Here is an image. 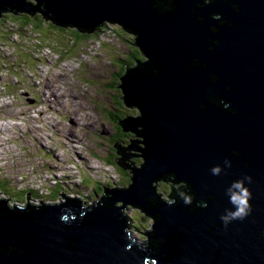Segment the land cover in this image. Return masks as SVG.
<instances>
[{"label":"water","instance_id":"water-1","mask_svg":"<svg viewBox=\"0 0 264 264\" xmlns=\"http://www.w3.org/2000/svg\"><path fill=\"white\" fill-rule=\"evenodd\" d=\"M8 9L82 34L119 24L147 61L122 78L140 111L121 121L139 138L118 146L129 186L91 207L0 198V264H264V0H0V16ZM127 151L140 152V167L124 164ZM224 158L229 175L211 176ZM242 175L252 177V213L225 228L224 191ZM169 176L188 186L191 211L156 194ZM128 206L153 219L147 243L128 232ZM126 235L137 242L127 251Z\"/></svg>","mask_w":264,"mask_h":264},{"label":"rangeland","instance_id":"rangeland-1","mask_svg":"<svg viewBox=\"0 0 264 264\" xmlns=\"http://www.w3.org/2000/svg\"><path fill=\"white\" fill-rule=\"evenodd\" d=\"M6 12L7 10L4 11V13ZM1 17L2 15L0 18ZM0 22L9 30L16 27L14 24H8L3 21ZM48 23L52 24L50 21ZM102 29L103 31L99 32L96 36L90 34L91 37L78 46L80 48L78 53L81 58L80 63L83 64L81 67L79 64L77 69L78 71L75 75L76 82H72V79L70 80L73 74L70 73V71L73 70V65L69 62L56 64L55 70H58V72L60 70L61 73L65 74L63 79L59 80L60 77L52 80L43 78V85H45L50 92L57 93L55 96L56 106L55 104L49 105V103L48 105L52 107L54 113L57 112L58 114L60 123L58 124L57 131H59L60 135L63 137L59 138L54 136L58 142L57 145H54L53 143L47 144L50 139L49 135L48 137H43L35 132L32 136H24L23 140L30 137L28 138V142L31 143L33 138L34 147L30 143L32 148H39V150H36V153L31 154V156L36 160H40L41 155L45 160H41V165L29 162V171L26 173L19 168L24 163V158L22 155H18L12 160L11 167L3 171V176L0 177V180L4 178L9 179L10 186L19 187V189L22 190L24 187L19 185L21 184L20 176H16L15 172L25 173L24 180H26L25 185H27V191L32 192L35 196H39V193L35 191V188L38 187H44L48 195H51L55 191L59 192L62 188H67L66 191L60 194L65 193L67 196L71 194V196L77 199H84L85 202L90 201V204L93 203L96 196L103 197V195L107 193L106 190L111 189V187L128 185V176H131V172L128 171L131 170L125 171L118 168L115 164L113 166L107 161L110 159L107 156H112V146H117L118 144L113 141L116 126L110 117L116 116L124 119L126 113L135 115L136 113L139 114V112L131 110V108L125 104L117 103L115 95L120 89L118 86L115 88V85L112 87L110 85L113 78L116 77L113 75L121 71L120 65L117 64L116 61L118 59H120L118 61H126V56L130 57L132 51L137 46L133 40L135 35L125 31L119 24H108L105 29ZM74 30L75 29L71 28L68 29V35H71L70 33H73ZM59 32L61 33V31H58V33ZM66 37L70 39L72 36L66 35ZM39 38L42 39L41 36ZM69 39L63 37L66 46ZM8 48H10L9 45ZM6 50H8L6 45H0V51ZM75 50L77 51V48ZM17 59L16 62L19 61V64H21L19 66L22 70L24 68L23 59L18 56ZM38 68L42 71L43 65H39ZM63 68L64 70L62 71ZM28 74L27 72V75ZM110 75L112 76L110 77ZM48 76L54 77V74L49 72ZM57 81L63 88L62 96H60L61 98L59 97V95H61L59 93L61 89L59 85L56 84ZM7 82L8 80L6 78H0V95L6 93L2 92L3 88L1 86ZM37 93L40 94V92ZM24 96H26L25 93L22 96H18L20 98L18 101L11 100V104H8L11 111L19 113L15 122L11 123L7 119H1L3 116H0V157H3L2 154H7L8 149L12 146L8 140L14 137V132L17 131L15 127L23 123L25 124V122L29 120V117L37 115V110L40 114L41 112L43 113L44 118L47 113L52 112L51 109H46L45 103L42 100V109L29 107L33 105L34 102L30 101L29 104L24 99ZM2 105H4V103L0 99V106ZM53 112L51 114L52 116H54ZM3 113L4 108L0 107V115ZM118 118H116V121ZM63 120L67 121L63 123ZM6 124H12L15 127L13 129H8L4 126ZM56 128L57 125L55 124L54 130H56ZM77 134H80V147L76 146L70 137L71 135ZM134 136L136 135H133V137ZM24 142L25 141H23V144L26 145L27 143ZM45 146L46 152L41 150ZM127 147L128 146L125 148ZM54 149L56 155H52ZM127 153L135 154L134 156L128 155L130 159L134 161V164L131 163L132 168L139 166L135 164L137 161H143L142 158L138 156L140 152L127 151ZM127 158L124 159V164L128 165L130 162ZM53 182L57 183L55 187ZM167 186L169 187V183L166 184L162 181L156 186L157 192L161 194L162 197H165ZM8 189L9 192H12L9 186ZM35 199V203L39 204L41 202H46L49 204L46 196H44V198L37 197ZM63 199L64 197L61 195L59 200ZM31 200L32 196L30 193H27L26 200L21 203V205L28 204ZM13 204L17 203L13 201ZM123 213L127 216L129 221L130 227L128 231L136 238L147 241L148 238L146 233L149 232L148 220L151 219L153 222V219L145 215L140 209H133L132 206L125 208Z\"/></svg>","mask_w":264,"mask_h":264},{"label":"trees","instance_id":"trees-1","mask_svg":"<svg viewBox=\"0 0 264 264\" xmlns=\"http://www.w3.org/2000/svg\"><path fill=\"white\" fill-rule=\"evenodd\" d=\"M0 21L6 22L8 24H14L16 25V27L12 28V29H7V27L0 22V43L1 44H9L11 43V38H13V35H15L17 37V41L13 42V45L11 46V51L13 53V55H16L18 57H21L23 59V64H24V68L28 70L27 72L32 74L33 76H31L30 78H27L28 75H25V73L22 72V70L20 69L19 63L17 62H13V63H9V66H5L0 64V70H4V68L7 69V73L10 77H14L17 80V83H23V82H27L30 81L32 83L35 82V75L34 72L36 73L37 70V64H46L45 59L42 58L40 56V53L44 50V49H49L51 52H54V54L59 55L61 59L63 60H67V61H73L76 62L78 64H80V67L82 66L83 63H80V54L79 50L80 48L78 47L80 44H82L85 40H87L89 37H91L90 34H82L80 32H78L77 30H74L73 33H70L71 35H68V29H64V28H59L56 27L53 24H49L48 22L45 21V19L43 18V15L40 14H27V13H23L20 11H16V10H11L8 9L6 13L2 14V17L0 18ZM49 24V25H48ZM107 26V25H105ZM102 28H106L104 26L100 27L99 29H97L96 33L92 34V35H98L99 32L103 31ZM70 29V28H69ZM61 31V33L58 31ZM48 34V35H47ZM31 35H37V36H41L42 39H40L39 37H37V40H34L32 37H30ZM67 36H72L70 39L66 37ZM63 37L65 39H69L67 42V46L65 45V42L63 41ZM61 38V39H59ZM58 40V41H57ZM134 43H136V38L133 39ZM63 41V42H62ZM77 48V51L75 50ZM142 51L141 49L135 47V49L132 51V55L126 56V61L122 62V61H118L120 59H118L116 61L117 64H119L121 71L117 72V74L113 75V76H117L115 78H113V80L111 81V87L114 86L116 88V86H118V88L120 89L119 92L115 95L116 97V102L119 104H126L125 101V94L123 92V90L121 89V85H122V80L121 77L123 78L125 76V74L128 73V71L130 69H135L137 67H139V63L143 64V61H147L146 58H142L141 56ZM40 57L41 61H39V59L37 57ZM5 60V58H3L0 55V59ZM18 60V59H17ZM139 62V63H138ZM143 62V63H142ZM111 77V76H110ZM74 79H76L74 77ZM120 82V83H119ZM118 90V89H117ZM7 92H12L11 90L7 89ZM8 95H12L11 93H7ZM15 100L18 101L20 98L15 95ZM132 108V107H129ZM136 112H139V114H135V115H131L130 113H126L125 118L126 119H130L131 117H138L140 116V111L138 110V108H134ZM110 114V113H109ZM111 120L114 121V124L116 126V130H115V137L113 138V141L115 143H118L117 146H122V147H130V145L135 141V139L137 140V137L134 136L133 137V133L131 132H125L124 131V127L121 125V121L126 120L125 118H118L116 116L110 117ZM116 118H118V120L116 121ZM126 144V146H125ZM117 146H112V156L109 157L107 156L108 159L107 161L109 163H111L113 166L114 164L120 168L123 169L122 167L119 166V162L121 160V155L118 153V147ZM44 150L46 148H43ZM43 150V151H44ZM46 152V151H45ZM55 152L52 151V155H54ZM132 156L135 154H131ZM42 160H45V158H43ZM134 164V161L132 160L130 162L131 166L132 164ZM142 162L137 161V163H135L136 165H139L137 167H140ZM21 167V166H20ZM136 168V167H135ZM125 170V169H123ZM126 171V170H125ZM131 172V171H130ZM21 173L19 172H15L16 176H19ZM132 176V173H131ZM131 176L129 178V180H127V184L129 186L130 182H131ZM25 178V177H23ZM0 193L4 194L7 198H9L12 202H21L23 203L26 200V194L30 193L32 194V192L27 191V187H24L22 190L19 189V187H14V186H10V182L9 179L4 178L3 180H0ZM26 180H22L20 181L21 184H19L20 186H25L22 184H25ZM163 182H165L166 184L169 183V187L167 186V192L165 194V197L163 196V201L167 202L168 199H178L180 198L178 193L180 191H184L186 194H188L189 189L188 186H186L185 183H179L175 180L174 176H169L167 177ZM158 185V182L154 184V187L156 188V186ZM8 186L12 189V192H9ZM128 186L119 188V189H123L126 188ZM166 188V187H165ZM67 188H63L61 189L59 192L55 191V192H51V195H46L47 201L49 202H57L59 201V197L61 195H63L64 199H66L67 195L65 193L60 194L61 192L66 191ZM109 190H113V189H108L106 191ZM105 191V193H106ZM56 192H58L57 194H55ZM156 192V191H155ZM158 195V192L156 193ZM71 195V194H70ZM160 195V194H159ZM32 198H44V196H35V195H31ZM35 196V197H34ZM103 196L106 197V199H108L110 196L109 194H104ZM169 197V198H167ZM69 198V197H67ZM102 197H100L101 199ZM99 199V200H100ZM79 202H81L80 199H77ZM95 203V202H94ZM154 224V223H153ZM152 224V226H153ZM140 230V229H138Z\"/></svg>","mask_w":264,"mask_h":264},{"label":"built area","instance_id":"built-area-1","mask_svg":"<svg viewBox=\"0 0 264 264\" xmlns=\"http://www.w3.org/2000/svg\"><path fill=\"white\" fill-rule=\"evenodd\" d=\"M30 37H32L34 40H37V35H31ZM17 41V37L14 35V38H11V43L9 44H1L0 45H6L7 49L6 51H0V55L5 58V60H3L2 58L0 59V64L5 65V66H9V63H13L16 62L17 60V56L13 55L12 51H11V46L13 45V42ZM8 45L10 46V48H8ZM40 56L42 58L45 59V63L46 64H37V70L36 73L34 72L35 75V82L32 83L30 81L27 82H23V83H17V80L14 77H10L7 73V69L4 68V70H0V78H6L8 80V82L6 84H4L3 86H1L3 88L2 92H6L4 94L0 95V99L3 101L4 105L0 106L4 108V113L0 116L1 119H7L9 122L13 123L15 122V120L17 119L19 113L15 112V111H11L10 108L8 107V104H11V100H15V95L17 96H22L24 93L26 96H24V99L29 103L30 101H33V105H30L29 107H36V108H40L42 109V102L41 100L45 103V107L46 109H51L52 107L49 106L51 104H55L56 106V101H55V93H51L45 85H43V78L47 79V80H52V79H56L57 77H60L59 80L63 79L64 77V73H61V71L59 70H55L56 64L58 63H66L69 62L73 65V72L70 71V73H73L72 76L70 77V80L72 79V82H75L74 79V73L77 72V69L79 67V64L73 61H67V60H63L60 58L59 55L54 54V52H51L49 49H44L41 53ZM84 57V56H83ZM39 59V61H41L40 57H37ZM81 60V58H80ZM39 65H43V69L42 71L39 70ZM64 70V68L62 69V71ZM27 71L26 69H23L22 72L25 73V75H27ZM66 71V70H65ZM51 72L54 74V77H49L48 73ZM31 76H33L32 74H28L27 78H30ZM57 85H59L61 92H59L62 96V86L59 84V82H56ZM7 89L11 90L12 92H7ZM37 92H40L37 93ZM7 93H11L12 95H8ZM61 98V97H60ZM47 100V102H46ZM49 103V105H48ZM30 104V103H29ZM32 104V103H31ZM6 105V106H5ZM54 106V107H55ZM9 108V109H8ZM14 112V113H12ZM53 112V110H52ZM52 112H49L46 114V117L44 118L43 113L37 110V115H33L31 117H29V120H27L25 122V124H21L20 126L15 127L12 124H6L4 126H6L8 129H13L14 127L16 128L17 131H15L14 133V137H12L11 139H9V143L12 145L8 151L7 154H2L3 157H0V177L3 176V171L6 168H10L11 167V163L12 160L18 156V155H22V157L24 158V164L20 167L23 171H25L26 173H28L29 171V162H32L36 165H41V160H36L34 157L30 158L27 156V154H35L36 150L38 151L39 148H32L30 146L31 142H28V138L24 139V136L28 135V136H32L33 133L37 132L38 134H40L43 137H48V135L50 136V139H53L55 136V132L56 130H54V125L59 122V117L57 112L54 113V116H52ZM40 116V117H39ZM25 125V126H24ZM31 126V127H28ZM50 139L48 140L47 144L53 143L50 141ZM17 140V141H15ZM23 141H25L24 143H27L26 145L23 144ZM33 138H32V145L34 147V143H33ZM47 146V145H46ZM46 146L44 148H46ZM43 150V149H41ZM55 150V149H54ZM38 158V157H37ZM27 169V170H26ZM20 179L21 181L24 179L23 177H25V173H21L20 175ZM28 184V183H27ZM25 185V184H22ZM22 187H27V185L22 186ZM35 191H37L39 193L40 196H45L47 195V190L44 187H38L35 188Z\"/></svg>","mask_w":264,"mask_h":264},{"label":"clouds","instance_id":"clouds-1","mask_svg":"<svg viewBox=\"0 0 264 264\" xmlns=\"http://www.w3.org/2000/svg\"><path fill=\"white\" fill-rule=\"evenodd\" d=\"M206 3H215V0H205ZM58 127L56 128V130ZM58 135V136H57ZM57 137L62 138L63 136L60 135L59 131H57ZM56 155V154H55ZM232 168V162L228 158H224L221 163H215L209 168V173L213 177H221V176H227L230 173V169ZM159 183V182H158ZM251 184H252V177L250 175H242L239 176L233 180L227 185L224 191V195L227 197L228 204L231 205L230 208H225L223 212L220 214L219 219L222 223V225L226 228L230 223L233 221H243L247 217H249L252 213V204L251 201L253 199V193L251 191ZM194 191V190H193ZM179 197L181 199L178 202H182L184 205L188 206V210L191 211V205L193 204V195L186 194L184 191H180L178 193ZM46 196V195H45ZM71 196V195H70ZM69 197V196H67ZM72 197H69L67 199H74ZM0 198H7L4 194H0ZM67 199L59 200L57 202H49V204H63L67 201ZM174 199H168L167 204L168 206H173L178 203ZM10 203H13L10 200ZM20 206L21 202H15ZM61 220H67V216H61ZM152 220H148V227L149 231L152 230ZM126 230H124L125 233ZM259 237L264 238V232L258 233ZM127 239L131 241L130 244L125 246V251H127L129 248H131L132 244H136L137 242L135 240H132L129 236H127ZM0 253L3 254V248H0ZM152 264H156V261L153 260Z\"/></svg>","mask_w":264,"mask_h":264},{"label":"bare ground","instance_id":"bare-ground-1","mask_svg":"<svg viewBox=\"0 0 264 264\" xmlns=\"http://www.w3.org/2000/svg\"><path fill=\"white\" fill-rule=\"evenodd\" d=\"M27 13V12H26ZM18 63H19V61H18ZM19 65H21V64H19ZM49 90V89H48ZM51 93H55V96L57 95V93L56 92H51ZM53 184H54V187L57 185V183L56 182H53ZM30 195H32V194H30ZM34 200H36V199H34V198H32V200L28 203V204H25V205H33V204H38V203H35L34 202ZM42 203H45V204H47V205H49L48 203H46V202H41V203H39V204H42ZM22 206H24V205H22ZM127 208V207H126ZM142 211V210H141ZM143 212V211H142ZM127 224H128V229H129V227H130V225H129V221H128V219H127ZM129 232V231H128ZM150 232V231H149ZM149 232H147L146 233V236L148 235V233ZM130 233V232H129ZM147 241H144V242H148L149 241V237L147 236Z\"/></svg>","mask_w":264,"mask_h":264},{"label":"flooded vegetation","instance_id":"flooded-vegetation-1","mask_svg":"<svg viewBox=\"0 0 264 264\" xmlns=\"http://www.w3.org/2000/svg\"><path fill=\"white\" fill-rule=\"evenodd\" d=\"M105 27H106V26H105ZM141 55H142V56H141L142 58H143V57H145V55H144V54H141ZM110 76H112V75H110ZM116 77H117V76H116ZM121 79H122V77H121ZM128 161H129V162H131V161H132V159H129ZM128 165H130V163H129ZM128 177L130 178V175H129ZM62 189H63V188H62ZM34 201H35V200H34ZM87 203H89V201H88Z\"/></svg>","mask_w":264,"mask_h":264}]
</instances>
